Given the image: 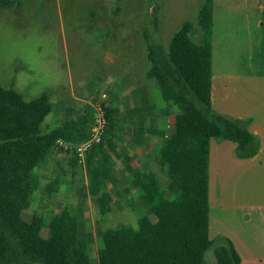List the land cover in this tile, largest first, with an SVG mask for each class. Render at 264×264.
I'll use <instances>...</instances> for the list:
<instances>
[{"label": "rangeland", "instance_id": "1", "mask_svg": "<svg viewBox=\"0 0 264 264\" xmlns=\"http://www.w3.org/2000/svg\"><path fill=\"white\" fill-rule=\"evenodd\" d=\"M200 2L15 0L10 7L0 6V84L14 87L25 99L50 89L54 106L43 122L44 128L76 116L85 103L84 96L97 97L105 92V103L118 109L120 133L133 129L136 135L124 144L138 143L136 129L141 102L139 95H133L123 83L126 75L123 71L135 66L129 59L140 56L138 50L145 45L144 23L155 15L158 38L167 46L171 34L183 20H195ZM213 17L214 74L221 82L227 81L232 91L236 90L233 91L237 94L235 97L225 99L229 112L236 110L247 116L256 110L255 123L249 122L248 117L243 121L247 128L254 125L259 129L257 139L261 149L253 161H262L260 165L263 166L257 169L245 166V162L236 160L245 158L217 150L213 144L215 150L209 153L210 238L213 244L205 252L204 259L207 264H216L213 249L218 238L226 236L221 231L232 234L242 229L248 231L247 240L255 257L264 264L263 209L259 208V215L255 212L246 215L245 211L234 208L235 194L240 198L256 195L261 202L264 198V0H214ZM196 36L193 31L192 37ZM138 71H142L141 65L135 66L132 73ZM135 74L131 78L137 84L141 76ZM246 76L251 80L242 78V83H237V78ZM120 141L123 155L124 138ZM70 155L55 146L48 160L37 166L40 184L27 214L36 212L48 221L63 208H72L80 216L83 233L88 235L89 255L94 261L101 245L102 230L117 225L136 229L145 207L138 189L128 180L123 166L126 162L113 157L115 164L111 163L110 168L114 178L106 182L103 190L110 195V209L102 214L91 192L87 164L72 167ZM134 162L127 164L138 166ZM143 168L154 170L168 189L181 193V188L169 178L168 166L160 170L153 160ZM57 176V191L49 195L46 184L55 181ZM257 177L259 185L254 187Z\"/></svg>", "mask_w": 264, "mask_h": 264}, {"label": "trees", "instance_id": "2", "mask_svg": "<svg viewBox=\"0 0 264 264\" xmlns=\"http://www.w3.org/2000/svg\"><path fill=\"white\" fill-rule=\"evenodd\" d=\"M14 1L0 0V6L10 7ZM213 2L201 0L196 16L202 34L199 42L191 37L194 22L189 19L171 34L167 46L159 39L155 15L144 23L145 57L151 63L146 76L157 81L177 109L174 121L166 126L168 135L155 145L154 160L160 170L168 166L169 178L181 193L168 189L154 170L128 174L145 207L141 222L136 229L121 225L103 229L94 261L88 235L72 208H63L48 221L36 212L27 214L40 184L37 166L59 146L58 139L80 142L90 136L92 108L84 103L76 116L44 128L54 106L51 92L25 99L14 87L0 84V264H207L204 254L213 244L209 236L210 139L233 141L240 158L255 155L259 147L257 136L243 120L211 106ZM108 103L104 104L103 138L86 152L91 192L102 214L110 209V195L103 191L114 178L110 164L113 157H120L115 142L121 127L118 109ZM143 131L138 125L137 136ZM60 149L71 154L72 167L82 165L72 150ZM124 159L129 162L131 157ZM58 184V176L46 184L49 195ZM213 253L216 264L240 263L226 236L218 238Z\"/></svg>", "mask_w": 264, "mask_h": 264}, {"label": "crops", "instance_id": "3", "mask_svg": "<svg viewBox=\"0 0 264 264\" xmlns=\"http://www.w3.org/2000/svg\"><path fill=\"white\" fill-rule=\"evenodd\" d=\"M213 14H214V2H213ZM196 16H197V13H196ZM193 22H194V28L192 30L191 37H192L193 31H195L197 36L195 39L192 37V39L195 42H199L202 37L201 30L196 23V18L195 20H193ZM213 25H214V17H213ZM138 54L142 57L140 56L137 57L136 55L134 56L133 60L129 59V61L130 63L132 62L138 68L141 65L142 71H138V73L135 74V73H132L135 66L131 68L127 67L128 70L123 71L124 73H126L123 79L124 81L123 83L125 84V86L128 87L129 92L133 91V95L134 93H136V95H139L138 96L140 98L139 102H141L140 106H138V110L140 111L139 112V115H140L139 125H141L144 128V131L141 137L137 136L138 143L131 142L129 143V145L127 144L125 145L124 143H126L125 140H132L133 136H136V135H133V132H134L133 129L130 132L125 131L124 133H120L121 127H119L115 132V142L117 144V150L120 153L119 159L121 161L123 160L125 161L124 158L126 156H130L131 157L130 161H133V162L136 161L138 165L136 166L130 163L127 164V162L123 163L125 170L127 171L128 174H131V175H135L139 170H143L144 165L150 164L154 160L155 145L158 143H161L164 137L168 135V130L166 129V126L168 123H170L169 121H172V122L174 121L175 113L177 111L176 106L172 104V101L170 99H167V97L164 95L163 89L160 87L157 81L153 78H148L146 76V72L151 66V63L145 57L146 45L144 46L142 45V48L138 50ZM212 56H213V46H212ZM212 62H213V57H212ZM211 70H212V77H211V99L210 101H211L212 108L219 113H222V114H225L231 117L235 116V118H239L241 120H244L246 117H248L247 119L249 122H251L252 124L255 123L256 122V113H255L256 110L255 112H249L247 116L243 115L242 113L236 110H231L232 112H229L230 110L228 108L227 103L225 102V99L232 98L233 96L235 97V95L237 94L234 93L233 91H236V90L234 89L232 91L229 88L230 84H228L227 81L221 82L220 80H218L216 77L217 75L214 74L212 66H211ZM132 74L140 75L141 76L140 82H137V84H135L134 83L135 80L132 81V78H131ZM224 78L225 77L222 76L223 80ZM242 78H244L246 81L251 80L247 76L239 77L236 79L237 83L238 82L242 83ZM230 80H232L231 77H230ZM70 83L71 82L69 81V87L71 86ZM79 83L81 84L82 82H79ZM135 89H138V91L134 92ZM49 91L51 92L50 89ZM65 91L67 92V90ZM248 130H250L256 136L259 134V129L257 126L252 125L251 128L250 127L248 128ZM120 138L121 140L124 138V141H122V144L124 146L123 148H125L124 149L125 152L123 153V155L120 151L121 148L119 146L121 145ZM213 144H215L217 150L223 149L226 153L228 152L233 156L234 155L237 156L235 152L236 145L233 141L226 140V139L221 140V139L211 138L210 139V153H212V150H215L213 148ZM260 149L258 147V150ZM258 150L256 154L251 156L250 158L248 157V158L240 159V160L236 159L237 162H241V163L245 162V166L255 167L256 169L259 167H262L263 164L260 165L262 161L260 163L258 162L256 163L255 161H253L255 160V158H257ZM221 152L223 151L221 150ZM113 163L115 164L114 158H113ZM86 164H84L83 166L85 167ZM210 170H211V160L209 162V180H210ZM238 184L239 182L237 183V186ZM253 185L254 187L255 185H259L258 177L256 179V182H254ZM209 193H210V190H209ZM234 197L237 199V200L236 199L234 200L235 201L234 208L240 209L241 211H245L247 213L246 215H250L252 212H255L256 215H259L260 214L259 208H262L264 211V198H261L262 199V202H261L259 197H256V195H250L247 198H240L238 197L237 194H235ZM260 204H262V206H259ZM209 205H210V201H209ZM209 212H210V206H209ZM210 228L211 227H210V215H209V236L211 233ZM220 233L226 235V237L230 238L231 241L233 242L240 256L239 264H260L262 262V261H259L257 257H255L253 248L247 240L248 239L247 230L243 231L242 229H236L232 233L233 235L227 232H223V231H221Z\"/></svg>", "mask_w": 264, "mask_h": 264}, {"label": "built area", "instance_id": "4", "mask_svg": "<svg viewBox=\"0 0 264 264\" xmlns=\"http://www.w3.org/2000/svg\"><path fill=\"white\" fill-rule=\"evenodd\" d=\"M106 97L107 94L105 92L99 93L97 97H83L84 102L87 103L93 110V119L90 125V136L87 139L80 142H66L58 139L56 142L64 150H72L79 157L82 165L87 163L86 152L93 145L100 143L103 138L107 125V116L104 105Z\"/></svg>", "mask_w": 264, "mask_h": 264}]
</instances>
